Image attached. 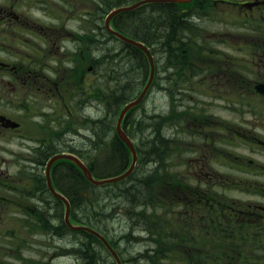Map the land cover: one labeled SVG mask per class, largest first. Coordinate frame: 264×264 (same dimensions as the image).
<instances>
[{
	"label": "flooded vegetation",
	"instance_id": "obj_1",
	"mask_svg": "<svg viewBox=\"0 0 264 264\" xmlns=\"http://www.w3.org/2000/svg\"><path fill=\"white\" fill-rule=\"evenodd\" d=\"M114 4L0 0V264H35L22 245H36L37 225L44 245L67 248V225L52 221L65 206L41 171L54 155L88 150L68 141L77 126L98 146L99 121L89 118L91 107L100 112V10ZM176 6L192 39L175 42L173 66L159 55L166 136L147 213L139 224L126 211V229L141 234L139 250L158 255L156 264H264V0ZM67 166H52L51 175L62 170L52 176L59 193Z\"/></svg>",
	"mask_w": 264,
	"mask_h": 264
},
{
	"label": "trees",
	"instance_id": "obj_2",
	"mask_svg": "<svg viewBox=\"0 0 264 264\" xmlns=\"http://www.w3.org/2000/svg\"><path fill=\"white\" fill-rule=\"evenodd\" d=\"M110 1L112 2V0ZM117 1H115L111 9L102 11V18L114 7L132 4L137 0ZM188 18V14L180 13V10L173 3H149L133 11L121 13L113 20L114 27L122 34L151 48L156 62V77L152 87L154 86L156 89L157 73L160 70L159 55L162 51L165 53L164 65L173 66L175 42H177V45L185 47L191 43L192 29L190 28L192 26H190ZM101 30L106 38H111L116 43V46L109 49L103 48L104 53L101 52L103 54L102 59H105V64L101 65V74L102 66H105L104 77L109 75L112 78L113 88L106 87L104 83L107 82L102 81L103 107L101 112H105L102 114L101 120H98L99 127L96 135L98 146L94 144L95 142H91V147L88 146V150L79 154L96 179L117 176L126 171L125 161L128 159L129 150L116 134V121L125 105L140 95L150 72L148 59L140 49L125 44L111 34L106 33L104 26H101ZM162 45H164L163 50ZM103 92L105 93L103 94ZM135 109L128 113L125 121V130L135 139L137 134L133 136L134 133L153 129L150 134L151 138L148 137L146 138L147 140L143 138L144 142L137 143V149L140 152L143 150V156L147 157L145 160L146 162L149 161L151 166L159 165L158 148L160 137L166 136V132L159 130L157 115H152L148 118V120L152 119L156 125L152 123V126H145V130H141L145 119L135 118L132 120L131 115ZM80 150L83 151L82 149ZM96 160L104 161L105 163L103 165L98 164ZM110 162L114 163V165L112 166ZM68 163L70 165V177L67 178L65 183H58L57 187L68 197L71 203L72 222L98 231L111 244L114 241L115 245H118L117 249L122 254L118 241H116V238H111V229H109L108 234L106 222L103 220L106 219L105 221H108L110 219V222L114 221L115 214H118L123 208L130 212V208L139 210L141 207H145V203L151 200L150 192L153 187L151 182L155 181L158 171L154 169L149 174L144 172L133 176L130 175L128 178L116 183L95 186L87 180L78 167L71 162ZM81 191H84L87 195L82 196L80 194ZM114 207L116 212H114ZM145 213H147V210L142 211V214L145 215ZM135 214L138 216L136 222L141 224V218L144 216L138 213ZM111 217H113L112 221ZM68 230L72 232L70 229ZM72 233L83 239L77 243L75 242L72 249L80 264H115L107 248L96 236L87 232ZM133 236L134 234L130 232L121 237H126L128 242H130V238H133ZM157 257L158 255L144 250V252L125 259L124 264H156L155 259Z\"/></svg>",
	"mask_w": 264,
	"mask_h": 264
},
{
	"label": "rangeland",
	"instance_id": "obj_3",
	"mask_svg": "<svg viewBox=\"0 0 264 264\" xmlns=\"http://www.w3.org/2000/svg\"><path fill=\"white\" fill-rule=\"evenodd\" d=\"M116 2H118L117 0H115ZM113 2V0H112ZM104 9L100 10V14H101V26H104V20L102 18V11ZM105 18V17H104ZM105 32L108 33L107 28H105ZM109 39V40H108ZM100 47H101V52H103V48L109 49L113 46H116V43L113 41V39L111 38H106L105 35L103 34L102 30L100 32ZM101 53V65L105 64V59H102L103 54ZM101 70V69H100ZM105 71V66H102V74H101V84L102 81H105L107 83H104L105 86L109 87L110 89L113 88V83L112 78L109 77V75H105L104 77V72ZM111 83V86H110ZM146 84V83H145ZM144 84V86H145ZM144 88V87H143ZM172 90H167L165 89V93L167 95L170 94ZM71 92V91H70ZM173 92V91H172ZM105 92H103L104 94ZM107 94V93H106ZM163 97L160 93V91L156 88H154V86L152 87V89L150 90L148 96L146 97V100L139 106L137 107L134 112L132 113V119L135 118H143L145 119V123L144 126L141 128L145 130V126L146 127H150L152 126V123L156 125L155 122H153L152 119L148 120V118L152 115H157L158 120L160 118L158 111L161 109L162 105H163ZM97 106H93L91 107V117L89 118V122L90 124H92L93 121H98L101 120L102 114L105 112H101L102 110V93H101V98H100V103H99V118L97 117ZM94 114V115H93ZM85 116H87V114L84 113ZM141 116V117H140ZM85 117H82V119L84 120ZM148 120V121H147ZM157 122V121H156ZM161 132H163L161 129H159ZM153 132V129L150 131H144V132H136L133 134V136L135 134V139L134 141L136 143H141L144 142V140H147L146 138L150 137L151 138V133ZM68 141L71 143L73 141L74 145H77V147H82L84 146L85 143H88L89 147L91 142H93L94 139V133L92 134V132L88 133V131H86L83 127L81 126H77L75 127V129L73 131H69L68 132ZM137 138V139H136ZM144 138V140H143ZM142 139V140H141ZM79 141V142H78ZM82 151L80 150V153ZM128 157H130L129 160L125 161L126 167L129 166L130 162H131V155L129 154ZM144 165H141L139 167V169L137 170L136 174H141V173H146L149 174L151 172V170H157L159 172V165H155V166H151L149 161L146 162L145 159L142 160ZM96 163L98 164H104V161H98L96 160ZM110 164L113 166L114 163L110 162ZM69 163L67 168V178L70 177V171H69ZM108 170V169H107ZM62 170L59 168L54 171V177L56 179H59L60 177V172ZM41 175H44V171H41ZM132 181V180H131ZM130 182V181H129ZM60 184V183H59ZM98 197L100 196L99 193L97 194ZM126 208H123L122 211H119L118 215L119 217L114 221H112L113 217H111V221L110 222L108 219V221H105L106 219H104L103 221L106 222V226L108 228V234H109V229H111L110 235L111 238H116V241H118L119 243V247L122 249V255L124 259H128V257L130 256H135L138 253H141L139 249H141L140 247H138V245H142V243H144L143 237L141 236L140 233L137 232H133L126 229V225L127 223H125V210ZM147 210L146 207H141L139 210L136 209H132L130 208V212H134V213H138V214H142L143 210ZM143 216H145L144 214H142ZM60 216V215H58ZM55 220L56 223H58L59 221L62 220V217H53L52 221ZM64 219V218H63ZM54 224V223H53ZM103 226V225H102ZM37 229L38 232L42 231L41 233L37 234V239H36V245H22L24 248V254H22V257L24 259H26V261L28 262L29 260L32 262H34L35 264H80V262L78 261L77 257L73 254V245H75V242H79L82 241L83 239L79 236L73 235L72 232H70L69 230L67 231V236H65L66 240H67V248L64 249L59 245H44L49 243V237L47 235V231L46 229L44 230V228L40 227L39 225H37ZM132 232L134 234L133 238H130V242H128L126 237H121L124 234H128ZM145 242L147 244H149V238H145ZM30 252V254H28ZM167 264V262L165 263Z\"/></svg>",
	"mask_w": 264,
	"mask_h": 264
},
{
	"label": "water",
	"instance_id": "obj_4",
	"mask_svg": "<svg viewBox=\"0 0 264 264\" xmlns=\"http://www.w3.org/2000/svg\"><path fill=\"white\" fill-rule=\"evenodd\" d=\"M177 0H144V1H141L139 3H137L136 5H133L132 7L130 8H125V9H117V10H114L112 11L109 15H108V18L106 20V27L107 29L109 30V32L113 35H115L116 37H118L119 39H121L122 41H124L125 43L127 44H130V45H133L139 49H141L147 56L148 60H149V63H150V66H151V76H150V79H149V84L152 82L153 80V76H154V71H155V65H154V59H153V56L150 52V50L142 43L138 42V41H135L131 38H128L116 31H114L110 26H109V23L112 19V17L121 12V11H125V10H129V9H135L137 8L138 6L142 5V4H146V3H170V2H176ZM149 88V85L144 89L143 93L138 97L137 100L135 101H132L131 103H129L128 105H126V107L123 109V111L121 112V115L119 117V120H118V123H117V132H118V135L121 137V139L128 145L129 149L131 150L132 154H133V162H132V165L131 167L127 170V172L125 174H123L122 176L120 177H116V178H111V179H107V180H104V181H98L96 179L93 178L91 172L88 170V168L85 166V164L78 158H76L75 156L71 155V154H64V155H57L55 157H53L50 162L48 163V166H47V181H48V186L50 188V190L54 193L55 196L61 198L66 206H67V214H66V222L68 224V226L72 229V230H75V231H88L94 235H96L98 238H100L104 244L106 245V247L110 250V252L116 257V259L118 260V264H121L119 258H118V255L116 254V252L112 249V247L109 245V243L107 242V240L101 236L99 233H97L96 231L88 228V227H84V226H72L71 223H70V204L69 202L62 196L58 195L53 186H52V182H51V177H50V169H51V166L52 164L58 160V159H67V160H71L73 162H75L79 169L83 172V174L87 177V179L92 183V184H95V185H103L105 183H112V182H117L121 179H123L124 177H126L127 175L131 174L135 165H136V162H137V152H136V149L132 143V141L130 140V138L124 133L123 129H122V122H123V119L125 117V115L127 114V112L137 106L138 104H140V102L143 100L147 90Z\"/></svg>",
	"mask_w": 264,
	"mask_h": 264
},
{
	"label": "bare ground",
	"instance_id": "obj_5",
	"mask_svg": "<svg viewBox=\"0 0 264 264\" xmlns=\"http://www.w3.org/2000/svg\"><path fill=\"white\" fill-rule=\"evenodd\" d=\"M137 3H139V1H136V2H134V3H132V4H127V5H122V6L114 7L111 11H114V10H117V9L130 8V7H132L133 5H136ZM170 3H173V2H170ZM146 4H149V3H146ZM142 5H145V4H142ZM142 5L138 6V7L135 8V9L140 8ZM135 9L133 8V9L125 10V11H121V12L115 14V15L112 17V19H111V21H110V23H109V26H110L114 31H116V32H118V33H121V32H120L119 30H117V29L114 27V25H113V20H114V18H115L117 15L121 14V13L129 12V11H133V10H135ZM106 18H108V16H107ZM105 28H107L106 25H105ZM107 30H108V29H107ZM107 32H108L109 34H111V33L109 32V30H108ZM111 35L114 36V37H116V36L113 35V34H111ZM148 85H149V88H148V90H147V92H146V94H145L144 97H147V96H148L150 90L152 89L153 82H151L150 84H149V81L146 82V84H145V86H144L143 89H145ZM142 93H143V91L140 93V95H141ZM137 99H138V97L135 98V99L132 100V101H135V100H137ZM132 101H130L129 103H131ZM129 103H128V104H129ZM128 104H127V105H128ZM135 107H137V106H135ZM135 107H133V108H135ZM116 134L118 135V133H116ZM118 136H119V135H118ZM119 138L121 139L120 136H119ZM121 140H122V139H121ZM130 140L132 141V143H133L134 146L137 145V143L134 141V138L131 137ZM122 141H123V140H122ZM123 142H124V141H123ZM124 143H125V142H124ZM125 145L127 146L128 150H130L129 147H128V145H127L126 143H125ZM68 154H70V153H68ZM85 166H86V167L88 168V170L91 172V170L89 169V167H88V165H87L86 163H85ZM126 172H127V170L124 171V173H122V174H120V175L112 176V177H108V178H104V179H96V178L93 176L92 172H91V174H92V176L94 177V179H96V180H98V181H104V180H107V179L120 177V176H122L123 174H125ZM130 175H131V174L127 175L126 177H124L123 179H121V180H119V181H122V180L128 178ZM61 178H62V177H61ZM119 181H117V182H119ZM112 183H116V182H112ZM106 184H110V183H105V184H103V185H106Z\"/></svg>",
	"mask_w": 264,
	"mask_h": 264
}]
</instances>
